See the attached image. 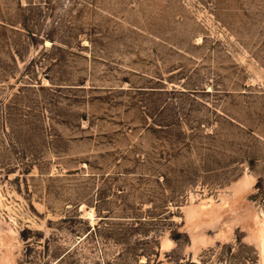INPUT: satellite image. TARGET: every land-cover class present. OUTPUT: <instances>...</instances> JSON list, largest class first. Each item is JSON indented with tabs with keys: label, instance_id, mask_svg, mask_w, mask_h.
I'll list each match as a JSON object with an SVG mask.
<instances>
[{
	"label": "rangeland",
	"instance_id": "obj_1",
	"mask_svg": "<svg viewBox=\"0 0 264 264\" xmlns=\"http://www.w3.org/2000/svg\"><path fill=\"white\" fill-rule=\"evenodd\" d=\"M263 225L264 0H0V264H264Z\"/></svg>",
	"mask_w": 264,
	"mask_h": 264
},
{
	"label": "bare ground",
	"instance_id": "obj_2",
	"mask_svg": "<svg viewBox=\"0 0 264 264\" xmlns=\"http://www.w3.org/2000/svg\"><path fill=\"white\" fill-rule=\"evenodd\" d=\"M249 177V176H248ZM244 180H246V179H244ZM244 215V214H243ZM244 216H236V217H234L231 221H230V224H234V223H236V222H238V221H240L242 218H243ZM260 242H261V246H262V248L264 249V225H263V227H262V229H260Z\"/></svg>",
	"mask_w": 264,
	"mask_h": 264
}]
</instances>
